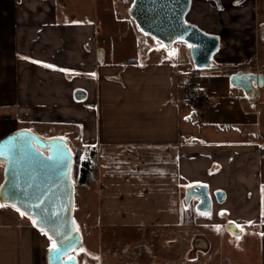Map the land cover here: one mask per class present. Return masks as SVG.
Listing matches in <instances>:
<instances>
[{
	"label": "crops",
	"instance_id": "crops-1",
	"mask_svg": "<svg viewBox=\"0 0 264 264\" xmlns=\"http://www.w3.org/2000/svg\"><path fill=\"white\" fill-rule=\"evenodd\" d=\"M131 4L0 0V139L56 126L70 143L95 148L98 237L154 230L159 264H243L228 262L221 247L213 263H196L214 253L212 233L191 236L186 248L178 235L186 226L241 236L242 225L260 234L258 263L248 264H264V99L260 88L249 99L230 84L240 70L264 76V0H191L186 22L219 39L216 68L201 72L189 45L166 51L140 40ZM193 186L225 196L209 195L214 212L196 224L182 209ZM227 194L238 235L216 212ZM51 244L26 216L0 207V264H47Z\"/></svg>",
	"mask_w": 264,
	"mask_h": 264
},
{
	"label": "water",
	"instance_id": "water-1",
	"mask_svg": "<svg viewBox=\"0 0 264 264\" xmlns=\"http://www.w3.org/2000/svg\"><path fill=\"white\" fill-rule=\"evenodd\" d=\"M190 4L191 0H132L128 13L138 31L162 44L166 51L175 44L189 45L196 72L214 70L212 57L219 48V39L186 22ZM230 84L247 98L255 99L258 89L264 86V76L250 69L240 70L230 77ZM72 160L70 142L63 137L47 139L20 129L0 139V163L4 165L0 204L15 210L19 207L26 212L24 216L37 221L35 227L39 231L43 229L56 242L58 252L48 250L47 264H77L73 253L82 244L73 223ZM215 197L218 203L225 198L221 192ZM192 198L198 200L197 213L211 211V198L205 186L188 188L184 204ZM226 229L233 235L240 234L234 223H228Z\"/></svg>",
	"mask_w": 264,
	"mask_h": 264
},
{
	"label": "rangeland",
	"instance_id": "rangeland-1",
	"mask_svg": "<svg viewBox=\"0 0 264 264\" xmlns=\"http://www.w3.org/2000/svg\"><path fill=\"white\" fill-rule=\"evenodd\" d=\"M145 38L146 37H144V35H140V40H145ZM259 92L261 100L264 99L263 88H260ZM261 129L263 130V125ZM62 132L63 130L59 129L56 126H49L48 129H46L43 133H34L42 138L48 139L61 137L58 135H60ZM71 143V147H73L72 152H74L78 148H81L84 151L86 150L85 147L80 146V144L77 145L73 144V142ZM73 182L75 185L73 223L75 229L82 237V244L80 248L73 253L74 257L76 258L77 264H129L128 262L130 258L136 261L135 264H159V261L157 260L159 251L156 249L157 245L155 244V241L159 239L155 238L153 234L154 230L148 231L149 233H151L149 236L146 234L144 236H137V238L133 239L129 237L125 238L123 234H118L116 236H113L110 241L107 238L105 232L100 235L101 237H98L97 199L94 193L95 181L83 186L78 185L76 180H73ZM208 192L210 196H215L216 192H213L211 190H208ZM185 193L186 191L183 194V199ZM231 201V196H228L227 194L225 203L220 205L219 209H217L218 211H216L218 212V216L224 221V224H228L232 221L237 224L236 220L231 218V210L225 207V204L230 203ZM197 203L198 200L196 198H192L187 205H185L184 202L182 203L183 216L185 217L186 222L190 221L196 224L198 220L209 218L214 212V208L217 204L215 201L214 203H212V211L209 214H200L195 210V206ZM262 203V210H264V202ZM263 214L264 211L262 213V217L264 218ZM238 227H240V229L243 231L241 236H232L224 232L221 237L216 238V236L213 235V229H201L197 227L186 229V226H184L180 230V234H178L179 245H182V247L186 248L187 241L191 236L197 235L200 232L207 233L209 231L212 233V237H210V240H212L211 243L214 253L207 256L198 254L195 260L196 263H204L206 261L208 263H213L214 259H216L215 251H217L219 247H221L222 254L228 262L231 261L243 264L258 263L260 244L259 230L251 228L250 232L247 233L245 227H243L242 225H239ZM170 240L171 238L168 237L167 239H163V242ZM138 248L145 250V252L134 253L133 249ZM81 249H83V251H81ZM182 263L186 264L185 261H183Z\"/></svg>",
	"mask_w": 264,
	"mask_h": 264
},
{
	"label": "trees",
	"instance_id": "trees-1",
	"mask_svg": "<svg viewBox=\"0 0 264 264\" xmlns=\"http://www.w3.org/2000/svg\"><path fill=\"white\" fill-rule=\"evenodd\" d=\"M190 88L191 85H188ZM73 147L70 145L72 152ZM85 151L81 148L72 152V180H76L78 185H88L96 179V150L93 147H85ZM28 218V217H27ZM29 219V218H28ZM32 222V219H29Z\"/></svg>",
	"mask_w": 264,
	"mask_h": 264
},
{
	"label": "snow or ice",
	"instance_id": "snow-or-ice-1",
	"mask_svg": "<svg viewBox=\"0 0 264 264\" xmlns=\"http://www.w3.org/2000/svg\"><path fill=\"white\" fill-rule=\"evenodd\" d=\"M161 47H164V46L161 45ZM62 71H63V70H62ZM92 75H94V74H92ZM0 187H2V186H0ZM262 191H264V189H262ZM12 206H13V207H16L15 205H12ZM0 207H4V205H3V204H0ZM36 207H39V205H36ZM16 210H17L18 212H20V215H22V216L26 215V212L21 211L19 207H16ZM29 219H32V217L29 216ZM32 222H33V225H34V226L37 224V221L34 220V219L32 220ZM229 223H232V222H229ZM41 231L43 232L44 235H46V236L48 235V233H47V232H44L43 229H41ZM49 239L51 240L52 237L49 236ZM65 239L67 240L68 238L66 237ZM81 251H83V249H81ZM49 252H50V253H56V252H58L57 244H56L55 241L52 242L51 247L49 248ZM57 258H59V255L57 256ZM69 259H74V257H69ZM97 259H98V258H97Z\"/></svg>",
	"mask_w": 264,
	"mask_h": 264
},
{
	"label": "built area",
	"instance_id": "built-area-1",
	"mask_svg": "<svg viewBox=\"0 0 264 264\" xmlns=\"http://www.w3.org/2000/svg\"><path fill=\"white\" fill-rule=\"evenodd\" d=\"M199 93L196 89H191L189 94H188V101L190 102V104H195L198 100H199Z\"/></svg>",
	"mask_w": 264,
	"mask_h": 264
}]
</instances>
